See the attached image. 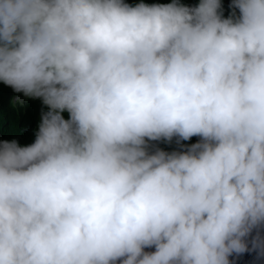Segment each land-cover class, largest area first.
Here are the masks:
<instances>
[{
  "label": "clouds",
  "instance_id": "1",
  "mask_svg": "<svg viewBox=\"0 0 264 264\" xmlns=\"http://www.w3.org/2000/svg\"><path fill=\"white\" fill-rule=\"evenodd\" d=\"M231 8L0 0V81L16 108L47 106L33 143L0 141V264H229L247 249L264 224V0Z\"/></svg>",
  "mask_w": 264,
  "mask_h": 264
},
{
  "label": "trees",
  "instance_id": "2",
  "mask_svg": "<svg viewBox=\"0 0 264 264\" xmlns=\"http://www.w3.org/2000/svg\"><path fill=\"white\" fill-rule=\"evenodd\" d=\"M129 5H136L140 2L146 4H167L172 0H124ZM179 3L195 7L199 4V0H178ZM232 0H221L223 15L227 17L231 11ZM12 89L7 87L3 81H0V141L16 140L20 145L25 146L35 141L36 132L41 120V114L47 111V106L43 104L41 98L28 99L23 107L16 106L11 102ZM68 118V113H63ZM198 138L193 136L189 140H181L173 137L171 141L156 140L149 141V150L154 151L157 148L167 152L184 151L187 147L197 143Z\"/></svg>",
  "mask_w": 264,
  "mask_h": 264
},
{
  "label": "water",
  "instance_id": "3",
  "mask_svg": "<svg viewBox=\"0 0 264 264\" xmlns=\"http://www.w3.org/2000/svg\"><path fill=\"white\" fill-rule=\"evenodd\" d=\"M245 240L247 249L239 253L233 252L229 256V264H264V224L254 227Z\"/></svg>",
  "mask_w": 264,
  "mask_h": 264
},
{
  "label": "rangeland",
  "instance_id": "4",
  "mask_svg": "<svg viewBox=\"0 0 264 264\" xmlns=\"http://www.w3.org/2000/svg\"><path fill=\"white\" fill-rule=\"evenodd\" d=\"M16 102H17V103L19 102V99H18V98L16 99Z\"/></svg>",
  "mask_w": 264,
  "mask_h": 264
}]
</instances>
